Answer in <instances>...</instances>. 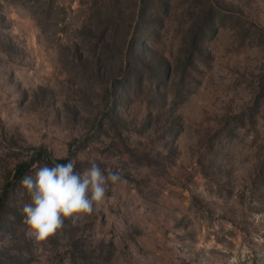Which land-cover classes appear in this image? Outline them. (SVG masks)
<instances>
[{
    "label": "rangeland",
    "instance_id": "obj_1",
    "mask_svg": "<svg viewBox=\"0 0 264 264\" xmlns=\"http://www.w3.org/2000/svg\"><path fill=\"white\" fill-rule=\"evenodd\" d=\"M91 156L122 181L26 238L21 179ZM0 264H264V0H0Z\"/></svg>",
    "mask_w": 264,
    "mask_h": 264
},
{
    "label": "clouds",
    "instance_id": "obj_2",
    "mask_svg": "<svg viewBox=\"0 0 264 264\" xmlns=\"http://www.w3.org/2000/svg\"><path fill=\"white\" fill-rule=\"evenodd\" d=\"M76 163L70 159L52 166H34L32 174L21 179L29 197L22 208L26 238L37 244L46 242L62 231L66 221L75 225L84 220L103 203L109 184L122 181L118 166L102 169L94 156L87 158L88 166L82 170H77Z\"/></svg>",
    "mask_w": 264,
    "mask_h": 264
},
{
    "label": "trees",
    "instance_id": "obj_3",
    "mask_svg": "<svg viewBox=\"0 0 264 264\" xmlns=\"http://www.w3.org/2000/svg\"><path fill=\"white\" fill-rule=\"evenodd\" d=\"M67 159L68 158L60 159L58 161L65 162V161H67ZM30 163H31V161L30 162H24L23 164H19L18 167L16 168L15 178L21 177L23 172H24V170L26 169L27 166H29Z\"/></svg>",
    "mask_w": 264,
    "mask_h": 264
}]
</instances>
